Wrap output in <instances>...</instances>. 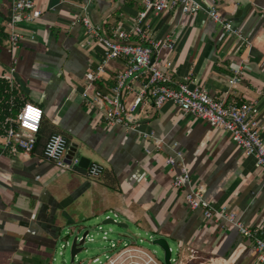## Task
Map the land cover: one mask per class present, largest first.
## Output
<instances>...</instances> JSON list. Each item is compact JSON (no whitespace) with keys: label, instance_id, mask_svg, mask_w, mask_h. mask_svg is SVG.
Wrapping results in <instances>:
<instances>
[{"label":"crops","instance_id":"crops-1","mask_svg":"<svg viewBox=\"0 0 264 264\" xmlns=\"http://www.w3.org/2000/svg\"><path fill=\"white\" fill-rule=\"evenodd\" d=\"M10 3L0 0V76L23 104L41 108L43 118L28 156L3 148L0 135V264H49L63 226L107 212L155 238L176 246L182 241L185 250L198 255L189 264H253L251 243L233 226L220 228L214 219L191 211L172 188L178 167L165 164L174 146L183 153L192 185L214 209L235 211L246 226L264 223L262 172L228 133L169 103L159 110L145 108L136 125L162 140V149L153 151V139L107 127L101 113L82 101L85 75L102 66L103 48L83 45L77 18L87 15L93 24L128 29L140 0H35L41 15L17 27L16 48L9 40ZM217 8L240 37L223 33L204 12L148 14L144 22L150 38L173 45L157 50L152 62L162 70L170 62L165 71L174 83L188 77L228 103L257 102L264 139V0H217ZM239 66L242 82L229 87L231 71ZM122 68L121 60L108 62L94 87L105 93ZM52 134L76 147L74 156L79 151L101 166L100 176L91 179L86 169H60L45 160L43 145ZM146 149L152 152L147 155Z\"/></svg>","mask_w":264,"mask_h":264},{"label":"built area","instance_id":"built-area-1","mask_svg":"<svg viewBox=\"0 0 264 264\" xmlns=\"http://www.w3.org/2000/svg\"><path fill=\"white\" fill-rule=\"evenodd\" d=\"M10 2L9 40L13 48H16L21 39L17 27L39 18L41 12L35 8V0H10ZM175 9H179L182 15L204 12L223 33L229 36H241L240 32L234 29L232 21L221 16L217 8V0H140V8L132 19V26L128 29L105 28L93 24L87 15H79L77 22L84 29L83 45L90 46L96 43L103 48L102 66L97 68L96 73L85 75V87L80 93L82 101L101 113L100 117L107 127L120 126L133 131L143 140L153 139V151L162 149V140L156 139L152 131L139 130L136 125L138 112L145 108L159 110L165 104H172L182 113L204 120L214 128L228 133L232 142L243 150L246 157L254 158V167L262 172L264 185V139L261 138L259 131L257 102L234 100L228 103L225 99L211 96L205 88L194 84L188 77H183L180 82L174 83L165 71L171 67L170 62L163 65V70L152 62L157 50L160 48L172 50L173 45L168 40L151 39L144 21L150 13L156 16ZM113 60H121L123 68L116 73L113 84L102 93L94 87V83L99 79L103 66ZM13 72L14 68H11L10 73ZM243 76L242 67L232 69L227 80L228 86L239 85ZM42 118L41 108L31 103L24 104L16 117L10 119L2 147L25 156L32 154L37 144ZM69 147L63 135L52 134L43 145L42 155L56 167L70 169L78 165L79 158L73 156L69 163L66 162ZM172 151L173 155L165 160L166 165L177 166L179 169V173L173 178L172 188L181 192L190 210L200 211L205 220L214 219L220 228L233 226L242 238L251 243L255 254L253 264H264V223L252 227L246 226L235 211L226 208L214 209L203 197L201 189L192 185L183 153L174 146ZM151 152L152 150H145L147 155ZM101 172L102 168L97 163H90L86 169V175L91 179L99 177ZM104 219H111L114 223L120 222L119 216L115 213L112 216L106 215ZM95 232L100 241L108 246H102L105 253L102 258H94L93 264H164V261L160 262L156 258V250L149 251L138 244L143 241L141 239L110 240L111 229L105 231L101 226H97ZM145 235L151 241L155 238L148 232H145ZM81 240L82 237L78 236L76 242L79 243ZM83 240V244L93 243L95 238L88 230ZM70 247L69 241L61 244L59 256L63 255L65 248L70 249ZM187 250L189 254L186 253ZM187 250L182 241H178L175 249L169 247L170 264H189L198 258L195 252L188 248ZM75 258V264H82L77 263Z\"/></svg>","mask_w":264,"mask_h":264},{"label":"rangeland","instance_id":"rangeland-1","mask_svg":"<svg viewBox=\"0 0 264 264\" xmlns=\"http://www.w3.org/2000/svg\"><path fill=\"white\" fill-rule=\"evenodd\" d=\"M77 156L81 157V152L77 151ZM112 212L109 213H102V214H95L93 216H89L87 218H81L78 221L70 224L69 226H63V229L60 233L56 248L54 250L52 259H50L49 264H70V255H69V248H65L63 250V255L59 256L60 246L63 244L64 240L72 241L74 236H82L85 231H90L91 234L94 236L95 241L93 243H85L82 246L81 252L76 255V262L82 264H93L92 260L94 258L103 257L105 250L103 247H107L103 242L100 241L99 237L96 235V227L101 226L103 230L107 231L111 229L112 233L109 235L110 240L116 241H138L143 240L141 243H138L140 246H143L149 251L156 250V258L163 262V251L157 246L152 245L151 240L148 239V236L145 235V231L138 228L137 226L133 225L130 222H126L127 228H123L114 224L104 225L102 224L104 216L110 215L112 216ZM122 220V219H121ZM121 223V222H118ZM139 234V236H137ZM150 235H152L149 232ZM136 240H135V239ZM169 246L172 249L176 248V243L172 241H168Z\"/></svg>","mask_w":264,"mask_h":264},{"label":"water","instance_id":"water-1","mask_svg":"<svg viewBox=\"0 0 264 264\" xmlns=\"http://www.w3.org/2000/svg\"><path fill=\"white\" fill-rule=\"evenodd\" d=\"M76 154V147L74 146H70L69 147V150H68V153L66 155V162L69 163V160L71 157H73L74 155ZM90 164V160L84 156H81L79 157V163H78V167L81 168V169H87L88 165ZM102 224L104 225H108V224H114V225H117V226H120V227H123V228H127V225L124 224V223H114L113 220L109 219V220H103ZM87 234V231H85L83 233V235L81 236L82 237V240L77 243V238L78 236H74V238L72 239L71 241V247H70V251H69V255H70V264H75L74 263V258L76 257V255L81 252L82 250V245H83V242H84V237L86 236ZM67 241V240H64L63 243ZM70 242V241H69ZM151 244L152 245H157L162 251H163V261H164V264H170V251H169V244L168 242L166 241L165 238L163 237H159V238H154L152 241H151Z\"/></svg>","mask_w":264,"mask_h":264},{"label":"trees","instance_id":"trees-1","mask_svg":"<svg viewBox=\"0 0 264 264\" xmlns=\"http://www.w3.org/2000/svg\"><path fill=\"white\" fill-rule=\"evenodd\" d=\"M23 102L16 90L10 88L9 81L0 76V135L5 137L9 128V121L16 117ZM24 105V104H23Z\"/></svg>","mask_w":264,"mask_h":264}]
</instances>
